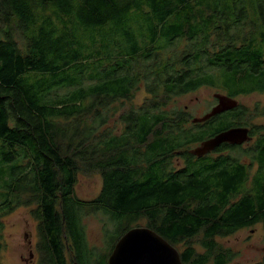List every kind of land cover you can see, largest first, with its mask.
Here are the masks:
<instances>
[{
    "label": "trees",
    "instance_id": "1",
    "mask_svg": "<svg viewBox=\"0 0 264 264\" xmlns=\"http://www.w3.org/2000/svg\"><path fill=\"white\" fill-rule=\"evenodd\" d=\"M203 86L264 94V0H0V256L2 217L34 205L38 264L93 256L82 215L97 211L119 238L144 219L183 264H228L217 237L264 227V102L193 123L178 101ZM232 126L252 139L190 153Z\"/></svg>",
    "mask_w": 264,
    "mask_h": 264
},
{
    "label": "rangeland",
    "instance_id": "2",
    "mask_svg": "<svg viewBox=\"0 0 264 264\" xmlns=\"http://www.w3.org/2000/svg\"><path fill=\"white\" fill-rule=\"evenodd\" d=\"M216 92H222V90L203 86L194 92L181 96L178 106L186 108L191 117L202 116L217 103L214 97ZM146 96V91L142 89L136 94L132 102L139 104ZM236 98L252 110L257 103L262 104L264 102V94L262 93L239 95ZM252 122L264 124V116L253 118ZM101 188L102 177L99 173H80L78 175V182L75 186L78 197L92 199L99 194ZM0 197H2V194H0ZM33 208L34 205H22L2 217L4 226L1 231V242L3 244L0 256L1 264H25L22 256H29L26 234H32L33 242L37 241L38 220L32 214ZM88 210L89 208H86V211ZM82 221L88 245L86 251L91 249L94 252H92L93 256L86 257L84 249L83 252L81 250L83 264H93V259H90L94 257L101 262H107V257L111 254L114 244L121 235L119 227L115 226L109 216L102 211L87 212L82 215ZM140 225L146 226L144 219L138 221L133 227ZM29 238L30 236H28ZM217 241L235 252L233 259L228 264H250L260 261L264 257V227L261 223L242 228L226 237H217ZM196 247L198 251H203L200 244H196ZM72 253L71 249L67 248L66 256L69 264L75 263L71 259Z\"/></svg>",
    "mask_w": 264,
    "mask_h": 264
},
{
    "label": "water",
    "instance_id": "3",
    "mask_svg": "<svg viewBox=\"0 0 264 264\" xmlns=\"http://www.w3.org/2000/svg\"><path fill=\"white\" fill-rule=\"evenodd\" d=\"M217 103L203 116L192 118L193 123L205 122L215 115L239 105L236 97L223 92L214 93ZM252 139L249 126H232L202 140L190 153L202 157L223 143L243 145ZM74 264H78L75 262ZM108 264H183L179 250L149 226H134L116 242Z\"/></svg>",
    "mask_w": 264,
    "mask_h": 264
},
{
    "label": "flooded vegetation",
    "instance_id": "4",
    "mask_svg": "<svg viewBox=\"0 0 264 264\" xmlns=\"http://www.w3.org/2000/svg\"><path fill=\"white\" fill-rule=\"evenodd\" d=\"M216 101H217V99H216ZM196 145H198V144H196ZM211 152H209V153H211ZM26 236H27V243H28V249H29V256L28 257L22 256V260L25 262V264H38L39 263V257H38V252H37V248H36L37 241L33 242L32 237H31L32 234H26ZM28 236H30L29 239H28ZM74 255H75L74 253H72V255H71V259H73V260L75 259Z\"/></svg>",
    "mask_w": 264,
    "mask_h": 264
}]
</instances>
